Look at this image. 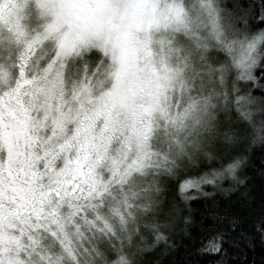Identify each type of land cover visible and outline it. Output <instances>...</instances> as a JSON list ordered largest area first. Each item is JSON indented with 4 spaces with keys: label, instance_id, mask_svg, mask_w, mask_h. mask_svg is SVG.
<instances>
[{
    "label": "snow or ice",
    "instance_id": "obj_1",
    "mask_svg": "<svg viewBox=\"0 0 264 264\" xmlns=\"http://www.w3.org/2000/svg\"><path fill=\"white\" fill-rule=\"evenodd\" d=\"M257 148L264 0H0V264H235Z\"/></svg>",
    "mask_w": 264,
    "mask_h": 264
},
{
    "label": "trees",
    "instance_id": "obj_2",
    "mask_svg": "<svg viewBox=\"0 0 264 264\" xmlns=\"http://www.w3.org/2000/svg\"><path fill=\"white\" fill-rule=\"evenodd\" d=\"M264 167V150L257 148L251 154V162L249 168L246 170L249 176H253L255 174L254 179L252 181V185L255 188V198L256 202L253 205L254 207V216H252L246 227H249V230H254L251 228L252 222L259 216V197H260V170ZM232 198L234 200L239 199V193H232ZM228 197L224 194H218V200H225ZM243 202V201H241ZM193 212V224L189 228V232L195 236L198 232V225L201 219V213L206 208V203L203 200L193 201L192 202ZM192 241H189L187 237H176V249L174 252L167 258L169 264H212L211 259L206 256L197 255L195 252V247L189 252V244H192ZM253 246L250 248H245L244 256H237L235 264H264V243H261L259 238L255 239L253 242ZM151 259H155L152 257Z\"/></svg>",
    "mask_w": 264,
    "mask_h": 264
}]
</instances>
